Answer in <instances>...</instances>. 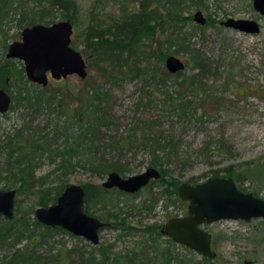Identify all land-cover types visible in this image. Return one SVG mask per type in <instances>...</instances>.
Masks as SVG:
<instances>
[{"label": "trees", "instance_id": "16d2710c", "mask_svg": "<svg viewBox=\"0 0 264 264\" xmlns=\"http://www.w3.org/2000/svg\"><path fill=\"white\" fill-rule=\"evenodd\" d=\"M105 1L116 4L118 14L108 15L107 22L99 13L103 1L92 3L84 14L86 21L80 39L94 58L97 69L105 77L102 80L104 83L115 80L117 76L138 77L146 71L148 78L155 81L162 79L160 74L165 77L180 76L182 71L169 73L163 65L164 58L177 51L187 54L190 59L188 65L194 70L190 80L195 77L203 78L209 72L205 58L191 49L184 35L178 32V24L192 18L191 15H184L186 8L202 6L203 0ZM132 3L133 8L130 7ZM55 10H60V17L68 20L77 30L81 16L77 0H0L1 50H5L7 46L6 33L2 29L6 18L16 16L18 28L35 23L48 24V18ZM210 21L209 19L207 22ZM156 35L163 38L164 43L158 41L153 46ZM163 44L167 47H161ZM168 47L173 49L169 51ZM9 71L17 85L6 90L10 95L8 109L22 108L33 113L44 109L49 116L46 121L49 129L45 132L38 125L31 126L34 118L31 117L27 123L0 133L1 187L16 190L13 217L4 219L0 216V246L11 250V254L3 258L0 264H149L152 259L147 258V254H152L153 264H196L184 257L180 258L179 253L174 252L171 240H161L159 224L129 226L124 217L118 216L117 211L107 213L104 217L105 220H113L110 226L121 231H140V239L130 252L116 254L112 245L102 244L73 259L75 250L62 247L53 252L52 246H47L58 235L68 233L58 226L49 227L39 223L33 217V210L54 203L65 184L49 180L51 172L35 175L41 158L56 160L54 171L64 172L81 165L99 176L111 171L126 176L133 171L126 161V154L137 149L145 151L148 155L146 167L157 168L161 177L157 181H151L145 187L149 190L147 195L129 208L136 207L138 212L149 213L158 200L151 191L154 185L161 187L160 195L166 194L173 202L178 201L176 187L179 182L175 177L169 176L167 168L173 144L157 127L156 118L136 120L124 131H120L122 134L110 133L108 127L113 119L106 105L107 94L99 90L101 83L95 81L85 87L77 86L73 90V96L82 106L70 110L67 105L71 89L66 83L70 81L67 77L60 79L61 81L52 80L53 83L58 82L57 85L47 88L46 85L40 86L26 80L22 66L19 64L17 67L14 60L1 59L0 87L3 89L6 87L4 79ZM80 110L82 115H79ZM175 111L184 115L187 112L185 103H177ZM2 115L5 116L4 113ZM50 116L54 118L53 121ZM71 124L76 129L68 134L66 129ZM58 139L62 141L60 146L54 145ZM230 168L231 166L224 169L225 175L220 174L218 169H213L210 177H232L233 171ZM186 181L190 184L198 183L195 177H189ZM82 187L86 213H90L94 205L102 207L112 203L111 192L124 194L115 189H103L98 184L85 183ZM136 195L134 193L132 197ZM162 244L166 246L163 247ZM45 246L49 249L41 251Z\"/></svg>", "mask_w": 264, "mask_h": 264}, {"label": "rangeland", "instance_id": "374dc122", "mask_svg": "<svg viewBox=\"0 0 264 264\" xmlns=\"http://www.w3.org/2000/svg\"><path fill=\"white\" fill-rule=\"evenodd\" d=\"M102 1L99 13L108 22V15L118 14V6L111 1ZM94 2L97 0H77L81 14L80 24L76 26V31L72 26L70 45L81 54L86 65V76H67L70 81L66 83L71 89L67 108L72 110L81 105L73 96V90L77 86L85 87L95 81L101 83L99 90L107 94L106 105L113 119L108 127L110 133L122 134L120 131L141 118L157 119V127L173 144L167 165L169 176L175 177L178 182L186 181L189 177L203 182L211 176V170L218 169L220 174L225 175L224 169L231 166L235 186L264 199V16L253 9L251 0H203L202 6L186 8L184 15L192 16L194 11L200 10L205 18L202 25L192 18L178 24V32L187 39L189 47L198 51L208 63L209 72L203 78L195 77L190 80L194 72L188 65L190 59L187 54L177 51L171 54L184 62L183 74L180 76L165 77L160 74L162 79L155 81L148 78L146 71L138 77L117 76L115 80L105 83L102 81L105 77L97 69L88 48L80 42L82 27L86 21L84 14ZM133 6V3L130 4L131 8ZM59 13L60 10L53 11L48 18L50 23L63 20ZM11 16L2 25L6 33V45L19 40L22 29L16 25V16ZM226 18L251 19L259 29L256 33H246L225 27L221 21ZM209 19L211 21L207 22ZM162 39L156 35L152 45L156 46ZM161 47L167 46L163 44ZM167 49L171 51L173 47ZM4 54L5 50L0 48V60L7 59ZM12 60L17 67L19 64L22 66L20 60ZM163 70L165 71L164 68ZM4 80L5 90L17 85L10 71ZM57 83L50 80L46 87L52 88ZM180 102H184L187 107L184 115L175 111L176 104ZM4 114L5 116L0 114V133L27 123L31 117H34L31 126L38 125L45 132L49 129L46 122L49 116L44 109L33 113L14 108L8 109ZM79 115H82L81 110ZM75 129V125L71 124L66 130L69 134ZM61 142L58 139L54 145L60 146ZM126 161L133 168L130 174L139 173L146 168L148 155L141 149L131 150L126 154ZM55 163L56 160L41 158L35 175L51 172L49 180L63 182L65 186L97 184L105 178V175L99 176L81 165L64 172L54 171ZM148 191L143 190L135 197L111 192L112 203L104 208L95 206L97 212L93 215L105 216L107 210L117 211L118 216L124 217L131 225L143 226L162 224L171 214H181L185 210V203L180 200L166 208L160 206L164 202H157L149 214L138 212L136 207L129 208L146 196ZM151 191L156 193L160 191V187L154 185ZM200 227L211 234V250L215 256L206 259L193 250L177 247V252L187 260L196 264H264V220L261 218L247 221L221 219L204 223ZM105 229L100 233V244L112 245L114 252H130L139 240L138 234L133 236L113 228ZM47 246H52L53 252L62 247L71 248L76 252L72 255L73 259L78 254L91 250L88 242L67 234L58 235ZM47 246L41 248V251L49 249ZM10 254V249L0 246V261Z\"/></svg>", "mask_w": 264, "mask_h": 264}, {"label": "water", "instance_id": "95a60500", "mask_svg": "<svg viewBox=\"0 0 264 264\" xmlns=\"http://www.w3.org/2000/svg\"><path fill=\"white\" fill-rule=\"evenodd\" d=\"M251 1L253 9L264 16V0ZM192 20L201 25L205 23L200 10L193 12ZM221 24L246 33H256L259 29L257 23L250 19L226 18ZM71 34L72 24L68 20L25 26L20 31L19 40L6 46L4 56L20 60L25 79L40 86L47 84L48 75L53 80L68 75L84 78L86 65L81 54L70 45ZM163 65L169 73L184 69V62L172 54L164 58ZM9 104V95L0 87V113L5 112ZM158 175L155 167H146L139 173L125 177L111 171L106 174L101 185L132 193ZM176 193L180 200L187 202L186 215L167 219L162 232L176 243L208 259L215 256L211 250V234L200 225L221 219L247 221L258 217L264 220V199L251 192L238 190L230 177H208L195 184L181 181ZM15 195L14 188H0V216L4 219H11L14 215ZM83 197L84 190L80 184L66 185L54 203L36 207L33 216L43 225L59 226L97 245V228L105 223L84 212Z\"/></svg>", "mask_w": 264, "mask_h": 264}, {"label": "flooded vegetation", "instance_id": "af4514ba", "mask_svg": "<svg viewBox=\"0 0 264 264\" xmlns=\"http://www.w3.org/2000/svg\"><path fill=\"white\" fill-rule=\"evenodd\" d=\"M251 4H252V1H251ZM251 20V19H250ZM50 80H53V79H51L50 77H49V75H48V78H47V83H48V81H50ZM5 90V89H4ZM6 91V90H5ZM6 93L9 95V93L6 91ZM9 97H10V95H9ZM9 108V107H8ZM8 110V109H7ZM6 110V111H7ZM5 111V112H6ZM5 112H3V113H5ZM3 113H0V114H3ZM158 173H159V175H158V177H156V178H150L147 182H146V184L144 185V186H142V187H140L138 190H136L135 192H132V193H129V192H124V191H121V190H119V189H117L116 187H111V188H105V187H103L102 185H101V183L103 182V181H101L100 183H97L101 188H103V189H109V190H117V191H120V192H122V193H124L123 195H128V196H130V197H132L133 195H134V193L136 194L137 193V195H139L143 190H146V186L151 182V181H157V180H159V178L161 177V174H160V172L158 171ZM120 175V174H119ZM106 176V175H105ZM121 177H125V176H122V175H120ZM127 176V175H126ZM224 178H227V177H224ZM231 179H232V177H230ZM105 179V178H104ZM233 180V179H232ZM180 183V182H179ZM178 183V184H179ZM233 183H234V181H233ZM93 185H95V184H93ZM235 185V184H234ZM82 186V185H81ZM178 186V185H177ZM236 187V186H235ZM237 188V187H236ZM176 189H177V187H176ZM238 189V188H237ZM84 190V189H83ZM160 190H161V187H160ZM239 190V189H238ZM241 191V190H240ZM159 192L160 191H158V192H156L155 194H156V196L158 197V200H157V202H160L161 201V204H162V202H164L162 205H160V206H162L163 208H166L168 205H171L172 203H173V200L172 199H169L167 196H166V194H163V195H160L159 194ZM243 192H249V191H243ZM253 194V193H252ZM136 195V196H137ZM254 195V194H253ZM16 196V195H15ZM176 196H177V193H176ZM255 196V195H254ZM135 197V196H134ZM145 197V196H144ZM178 198V197H177ZM165 199V200H164ZM178 200H180L179 198H178ZM180 201H182V200H180ZM83 202H84V197H83ZM157 202H156V204H157ZM184 203H185V210L183 211V213H181V214H171V216H168V218L167 219H169L170 217H178V216H184V215H186V206H187V202L186 201H183ZM155 204V205H156ZM107 205V204H106ZM106 205L105 206H102V207H99V205H94L92 208H91V214L90 213H86L85 211V213L86 214H88L89 216H92V217H95V218H97V219H99L101 222H103V223H105L103 226H100V227H98L97 229H98V239H99V242H98V244L97 245H95V244H92L91 242H88L87 240H85L84 238H82V237H77V236H74L73 234H71V233H69V232H67V231H65L63 228V230L66 232V233H68L67 235H69L70 234V236H72V237H76V238H78V239H82V240H85L86 242H88L89 244H90V248H92V247H97V246H100V245H102V244H100V233L102 232V231H104V230H106L105 228H113L114 230H116L115 228H114V226H110V223L113 221V220H111V218H108V220H105L104 219V217L107 215V213H111V212H109L108 210H107V213H106V215L104 216V215H97V216H94L93 214L95 213V212H97L96 211V209L94 208L95 206H97L98 208H104V207H106ZM44 207H46V206H44ZM154 208V207H153ZM83 209H84V206H83ZM153 210V209H152ZM152 212V211H151ZM150 213V212H149ZM148 213V214H149ZM34 217V216H33ZM166 219V220H167ZM166 220L162 223V224H160L159 223V233H160V235H161V240L164 242L166 239H169V240H171V242L173 243V244H171L172 246H173V249H174V252L175 253H178L177 252V247H179V248H185V249H189V248H187V247H185V246H183V245H180V244H178V243H176L175 241H173L171 238H169V237H167L165 234H163V224L166 222ZM125 223L126 224H128L129 226H137V227H142V226H139V225H131L130 223H128L127 221H125ZM149 225V224H148ZM47 226V225H46ZM49 227H51V226H49ZM53 227H56V226H53ZM59 227V226H58ZM61 228V227H60ZM118 229V228H117ZM116 231H120V232H123L124 234H129V235H139V233H140V231H129V230H127V231H129L130 233H127V231L126 230H124V231H121V230H116ZM61 235H63V233L61 234ZM140 239V238H139ZM211 239H212V237H211ZM137 244V242L135 243V245ZM105 245V244H104ZM108 245V244H107ZM135 245L133 246V248L135 247ZM162 246L163 247H165L166 246V244H162ZM132 248V249H133ZM190 250H192V249H190ZM131 251V250H130ZM114 253H116V254H121V253H119V252H114ZM127 252H125V253H123V254H121V255H124V254H126ZM197 253V252H196ZM199 254V253H198ZM152 254H147V258H149V259H152L153 260V257L151 256ZM215 255V254H214ZM179 256H180V258H182V256L179 254ZM202 256V255H201ZM202 257H204V256H202ZM142 258H145V257H142ZM204 258H206V257H204ZM214 258V257H213ZM186 259V258H185ZM206 259H208V258H206ZM149 261V264H153V261ZM190 261V260H189ZM191 263V262H190ZM249 264V263H248Z\"/></svg>", "mask_w": 264, "mask_h": 264}]
</instances>
